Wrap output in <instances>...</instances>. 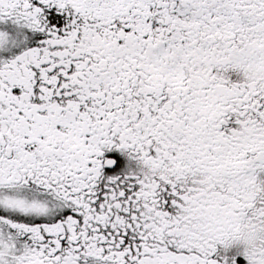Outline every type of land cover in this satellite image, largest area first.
<instances>
[{"label": "snow or ice", "instance_id": "1", "mask_svg": "<svg viewBox=\"0 0 264 264\" xmlns=\"http://www.w3.org/2000/svg\"><path fill=\"white\" fill-rule=\"evenodd\" d=\"M0 264H264V0H0Z\"/></svg>", "mask_w": 264, "mask_h": 264}]
</instances>
